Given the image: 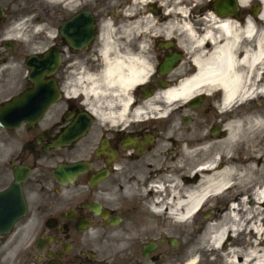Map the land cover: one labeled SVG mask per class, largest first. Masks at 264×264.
Wrapping results in <instances>:
<instances>
[{
    "label": "flooded vegetation",
    "instance_id": "obj_1",
    "mask_svg": "<svg viewBox=\"0 0 264 264\" xmlns=\"http://www.w3.org/2000/svg\"><path fill=\"white\" fill-rule=\"evenodd\" d=\"M149 1L0 0V107L34 88L29 59L36 69L47 52L59 56L57 69L43 77L58 99L35 123L0 126V264H184L191 255L182 254L184 235L169 233L163 206L154 203L162 197L147 192V184L163 172L194 118L181 116L179 125L180 111L156 118L161 107L154 100L196 72L201 47L192 40L214 32L216 20L262 35L264 3L226 0L222 17L216 0ZM129 58L144 62L147 76L121 93L105 83V72ZM219 95L196 94L198 110L207 113ZM73 164L81 165L74 176L67 170ZM15 183L20 187L9 197ZM230 204L215 200L214 223ZM233 233L226 244L245 248L243 234Z\"/></svg>",
    "mask_w": 264,
    "mask_h": 264
},
{
    "label": "bare ground",
    "instance_id": "obj_2",
    "mask_svg": "<svg viewBox=\"0 0 264 264\" xmlns=\"http://www.w3.org/2000/svg\"><path fill=\"white\" fill-rule=\"evenodd\" d=\"M134 1L139 3L147 0ZM261 1L264 3V0ZM212 26L214 32L192 40V44L201 47L193 59L196 72L156 98L164 105L161 115H165L174 105L187 109L192 98L202 91L220 90L221 109L225 113L237 103L264 97V33L258 35L250 25L237 31L226 20H216ZM185 32L192 36L190 31ZM242 37L245 42L240 41ZM206 41L211 42V45L204 51L200 45ZM146 76L144 62L134 58L120 59L108 64L105 83L125 93L141 84ZM97 90L95 86L90 88L93 94H97ZM127 105L128 99L123 100L122 109ZM223 129L224 133L219 135L201 132L186 136L180 153L164 161L165 171L161 176L169 178L171 184L166 190V197L154 203L168 209L172 219L187 222L210 198L234 188L233 185L244 188V185L249 184V191H253L251 201H242L240 198L242 203L238 209L230 206L226 222L223 220L207 226L208 245L224 254L227 264H264V189L256 186V169L249 165H233L232 155L235 146L241 150L245 142L250 143L255 137L260 136V142L264 141V109H260L258 115L225 120ZM219 156L225 157L222 165ZM179 158L187 161L181 164ZM187 168H190L189 174L184 172ZM262 174L263 169L260 167L259 176ZM232 178L236 180L234 184L230 183ZM240 228L247 232H239ZM232 232L233 238L243 234L245 248L237 249L225 244L226 235ZM185 264H195V258L191 257Z\"/></svg>",
    "mask_w": 264,
    "mask_h": 264
},
{
    "label": "rangeland",
    "instance_id": "obj_3",
    "mask_svg": "<svg viewBox=\"0 0 264 264\" xmlns=\"http://www.w3.org/2000/svg\"><path fill=\"white\" fill-rule=\"evenodd\" d=\"M171 2V1H169ZM160 102V100H159ZM216 106V105H215ZM214 105H210L209 110L207 113L203 114V111L196 110L192 112V116L195 117V123L191 125V130L187 131L186 134H198V133H206L209 132L210 129H208L204 123L214 122L216 121V124L221 125L222 122L225 120H232L237 119L238 117H246L250 115H258L260 109H264V97H257L254 98V100L246 101L242 103L239 106H235L231 111H227L224 115H221L223 112L221 111V108L219 106L215 107ZM177 106H171L167 111L166 117L175 110L174 108ZM179 109V108H178ZM191 110L183 109L181 112V116L185 114H190ZM177 125L180 124L179 118H177L175 121ZM259 132V130H257ZM263 132V131H262ZM259 134V133H258ZM257 134V135H258ZM182 145V144H181ZM181 145L177 146L176 148H172V154L180 153L181 151ZM233 155V165L235 166H251L252 168L256 169L254 171V176L257 178L255 182L257 183L256 186L258 187H264V141L262 140L260 142V136L258 138H254L250 143L244 144V146L239 150L237 146H235L232 150ZM261 156V157H260ZM257 157H260L257 159ZM225 160V157L219 156V162H222ZM184 160V161H183ZM183 161V162H182ZM187 161V159H178L179 163H183ZM262 167L263 174L262 176H259V169ZM174 169V168H173ZM172 171V169H171ZM186 174L190 173V168H187L184 170ZM197 177V176H196ZM159 179V180H158ZM158 181H165V177L162 175L161 177H157ZM197 181V178H196ZM236 180L232 178L230 181L231 184H234ZM150 184V182H149ZM148 184V185H149ZM234 188H229L225 192L220 193L217 200H221L219 198H229L230 195H241L244 193H247L249 191V184L244 185L243 187H238L237 185H233ZM236 186V187H235ZM139 190H137L138 192ZM156 193L158 191H153ZM167 193L166 191L162 194L163 197H166ZM210 198L206 204L203 205L202 209L198 214H196L193 218H191L186 223L178 222L174 219H172L168 215V228L169 233L172 234L179 230L180 233L184 235L182 238V254H194V256L199 254V260H197L196 264H227L224 254H221L220 251H215L214 249H211L208 245V234L206 233V228L210 223L209 218V210L212 207L213 203L215 202ZM168 211V210H167ZM193 257V256H192Z\"/></svg>",
    "mask_w": 264,
    "mask_h": 264
},
{
    "label": "water",
    "instance_id": "obj_4",
    "mask_svg": "<svg viewBox=\"0 0 264 264\" xmlns=\"http://www.w3.org/2000/svg\"><path fill=\"white\" fill-rule=\"evenodd\" d=\"M221 5L216 6V11L224 15L225 10L223 6L225 5L224 0H219ZM219 2V4H220ZM222 6V7H221ZM62 34L64 36L67 35V31L63 28ZM71 34H75L73 31ZM59 63V59L53 53L49 54L45 61L41 63L40 71L38 74L40 75V79H35L36 86L31 91L21 95L20 97L15 98L11 103L4 105L0 108V125H16L20 121L25 122H33L38 120L50 105V103L58 97V91L55 87H47L42 82V77L45 74L51 73V71L55 70ZM29 64H32L30 62ZM48 69V70H46ZM33 76V73L30 74ZM73 169L76 166L72 167ZM15 189V185L8 191V195H11L13 190ZM12 207L11 204L8 205V209L10 210ZM23 205L20 201V211L22 213ZM10 222V221H9Z\"/></svg>",
    "mask_w": 264,
    "mask_h": 264
}]
</instances>
